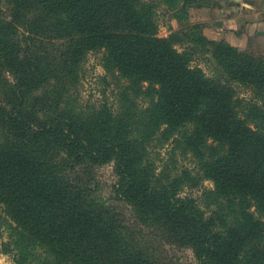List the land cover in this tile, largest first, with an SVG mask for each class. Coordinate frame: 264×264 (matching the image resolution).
Here are the masks:
<instances>
[{
    "label": "trees",
    "instance_id": "trees-1",
    "mask_svg": "<svg viewBox=\"0 0 264 264\" xmlns=\"http://www.w3.org/2000/svg\"><path fill=\"white\" fill-rule=\"evenodd\" d=\"M198 33L159 36L152 0H0V251L13 264H173L166 244L197 264H264V51ZM90 51L106 83L124 79L115 108L76 95ZM167 142L213 187L181 195L190 171L148 156ZM108 161L129 219L95 192L92 166Z\"/></svg>",
    "mask_w": 264,
    "mask_h": 264
},
{
    "label": "rangeland",
    "instance_id": "rangeland-1",
    "mask_svg": "<svg viewBox=\"0 0 264 264\" xmlns=\"http://www.w3.org/2000/svg\"><path fill=\"white\" fill-rule=\"evenodd\" d=\"M156 7V21L159 36H167L170 33L181 31L191 33L193 36L201 34L209 39L219 40L224 39L231 45L239 48H248L255 52L264 51V12L260 11L261 3L264 0H248L255 1L254 8H247L243 6V0H200L197 6H190L187 9L180 10L182 0H152ZM234 13H240V20L231 21L230 19L222 20L220 16H227L229 18ZM220 18H216V17ZM259 19V21H257ZM234 24L236 29L229 30ZM213 25L221 26L222 29L213 28ZM208 27H212L211 29ZM217 27V28H218ZM198 29V30H197ZM213 29H215L214 32ZM219 30V31H218ZM207 32V33H206ZM231 33L230 39L222 37L223 34ZM211 34H219V39L211 37ZM222 35V36H221ZM181 36V35H179ZM182 38L178 42H186ZM181 45H179L180 48ZM197 57H200L197 55ZM102 52L90 51L86 54L81 65V77L79 80L78 91L76 95L83 103H88L90 106H100L101 103L107 102L108 105L115 106L116 102V88L120 81L114 80L109 74L106 83L102 79L105 76V69L103 66ZM196 62L206 71L208 62L204 59H196ZM240 94H246L245 91L239 89ZM115 108V107H114ZM148 156L154 162L156 169L162 170L165 168V173L170 176L180 175L182 170L190 171L194 180L184 182L181 185V195H192L198 197L203 188L213 187V181L201 174H196V159L190 154H186L182 145H176L173 148L171 142L163 143L158 146H148ZM93 180H95V192L97 196L106 199L107 202L115 205L117 209L122 212L127 219L131 218V210L129 206L121 199L116 198V191L114 184L117 180V174L114 170L112 161L104 162L101 165L92 166ZM7 236L6 228L0 224V242L5 240ZM164 251L167 258L173 264H197V260L188 247H177L166 244ZM0 264H13L12 256L4 254L0 251Z\"/></svg>",
    "mask_w": 264,
    "mask_h": 264
},
{
    "label": "crops",
    "instance_id": "crops-1",
    "mask_svg": "<svg viewBox=\"0 0 264 264\" xmlns=\"http://www.w3.org/2000/svg\"><path fill=\"white\" fill-rule=\"evenodd\" d=\"M253 2H255V1H252V2H251V1H248V0H243V3H242V4H244L243 6H245V7H247V8L249 7V8L251 9V8H254V4H255V3H253ZM259 4L262 5L261 8H260V11H263V12H264V1H262V2L259 3ZM239 16H240V13H234V14L231 15L229 18H227V16H220L221 18L217 16L216 18H220V19H222V17H223L222 20L230 19L231 21H237V22H238V21L240 20V17H239ZM257 21H259V19H258ZM217 27H218V26L213 25V28H216V29H219V30L222 29L221 26H219L218 28H217ZM208 28L211 29L212 27H208ZM230 29H231V30L236 29V27H234V24H232L230 27H228V31H229ZM214 30H215V29H213V31H214ZM219 30H218V31H219ZM214 32H216V31H214ZM206 33H207V32H206ZM222 34H223V36L221 35L222 37H226V39H230V36H229V35H230L231 33H227V34L222 33ZM211 37H213V38H215V39H219L218 37H220V36H219V34H217V35H216V34H211ZM220 38H221V37H220Z\"/></svg>",
    "mask_w": 264,
    "mask_h": 264
}]
</instances>
